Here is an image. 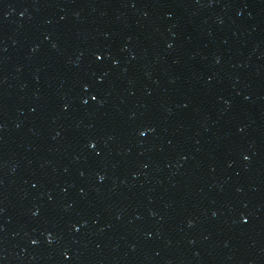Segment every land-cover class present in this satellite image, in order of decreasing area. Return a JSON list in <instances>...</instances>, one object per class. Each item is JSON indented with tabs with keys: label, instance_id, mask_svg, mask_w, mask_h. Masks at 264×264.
<instances>
[{
	"label": "water",
	"instance_id": "water-1",
	"mask_svg": "<svg viewBox=\"0 0 264 264\" xmlns=\"http://www.w3.org/2000/svg\"><path fill=\"white\" fill-rule=\"evenodd\" d=\"M0 264H264V0H0Z\"/></svg>",
	"mask_w": 264,
	"mask_h": 264
}]
</instances>
